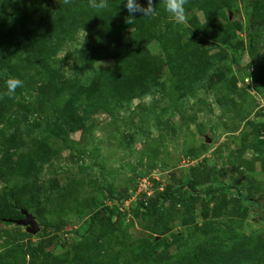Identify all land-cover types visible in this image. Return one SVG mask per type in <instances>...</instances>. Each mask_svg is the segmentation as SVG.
<instances>
[{"label":"rangeland","instance_id":"obj_1","mask_svg":"<svg viewBox=\"0 0 264 264\" xmlns=\"http://www.w3.org/2000/svg\"><path fill=\"white\" fill-rule=\"evenodd\" d=\"M120 2L0 0V264H264V0Z\"/></svg>","mask_w":264,"mask_h":264},{"label":"clouds","instance_id":"obj_2","mask_svg":"<svg viewBox=\"0 0 264 264\" xmlns=\"http://www.w3.org/2000/svg\"><path fill=\"white\" fill-rule=\"evenodd\" d=\"M188 0H161L165 12L170 19L177 24H184L188 19V11L186 4ZM124 8L127 10L129 19H134L137 14L142 17H151L156 12V7L153 6V0H146L147 6H142L140 0H121ZM91 7L97 10H104L108 7V0H91ZM24 82L19 78H9L6 83V95L13 98L18 88H22Z\"/></svg>","mask_w":264,"mask_h":264},{"label":"trees","instance_id":"obj_3","mask_svg":"<svg viewBox=\"0 0 264 264\" xmlns=\"http://www.w3.org/2000/svg\"><path fill=\"white\" fill-rule=\"evenodd\" d=\"M225 190H230V191L232 190V192L235 195L239 196L244 201V204L246 205V207L250 211H252L254 215H257L260 221L264 224V211H263L262 205L257 203L255 200L249 198L242 192H239L235 185H225L223 183H212L207 187L206 190H204V193L211 194V193H214L215 191L222 192ZM50 229H51L50 227H45L43 231H48ZM57 242H60L59 239H57Z\"/></svg>","mask_w":264,"mask_h":264},{"label":"water","instance_id":"obj_4","mask_svg":"<svg viewBox=\"0 0 264 264\" xmlns=\"http://www.w3.org/2000/svg\"><path fill=\"white\" fill-rule=\"evenodd\" d=\"M21 213L23 215V218L20 220H16V223L20 225H24L26 227V230L31 233L37 232L38 226L33 220V217L24 210H22Z\"/></svg>","mask_w":264,"mask_h":264}]
</instances>
